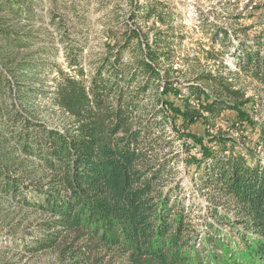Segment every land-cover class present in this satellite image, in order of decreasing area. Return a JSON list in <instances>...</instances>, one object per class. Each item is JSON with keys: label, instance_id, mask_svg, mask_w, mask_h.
Returning <instances> with one entry per match:
<instances>
[{"label": "trees", "instance_id": "1", "mask_svg": "<svg viewBox=\"0 0 264 264\" xmlns=\"http://www.w3.org/2000/svg\"><path fill=\"white\" fill-rule=\"evenodd\" d=\"M45 1L0 0V232L58 264H264V0L201 57L164 0H124L94 51L86 4Z\"/></svg>", "mask_w": 264, "mask_h": 264}, {"label": "rangeland", "instance_id": "2", "mask_svg": "<svg viewBox=\"0 0 264 264\" xmlns=\"http://www.w3.org/2000/svg\"><path fill=\"white\" fill-rule=\"evenodd\" d=\"M86 4L83 9L88 21L91 23V30L88 32L87 36V46L91 51L97 50L98 41H104V37L100 34L103 23L109 20L111 14L121 11L126 7V2L124 0H80ZM143 1V0H140ZM168 8L172 13V22L174 23V33L182 35L181 46H177V51L179 54H196L202 56L201 48L209 49L207 44L208 30L205 29L204 25L210 22H215L216 24H222L226 26L229 30L236 26L232 15L239 13L240 18L236 23H242L243 26L250 23H254L256 17L248 16V11L245 10V5L248 0H164ZM259 1V0H254ZM48 5V0L42 3V9L46 8ZM250 9V8H248ZM44 11V10H43ZM253 30L249 33L254 34L256 31H260V26L254 24ZM241 35V34H237ZM243 38V35L239 36ZM218 49V46H215ZM233 49H231L232 51ZM85 53V51H84ZM223 58L225 62L232 66L231 56L224 52ZM50 60L56 63H63V54L59 50L57 54L50 57ZM51 76V74H49ZM247 93H253L252 85L250 84L247 89ZM43 116L48 120L49 123L58 124L59 117L50 112L49 110L43 109ZM175 178L182 181V186L186 192V204L189 205L190 201L188 199L187 193L191 188H193V182L191 180L190 173L187 172L186 167L183 163H178L175 167ZM196 194V193H195ZM192 194L191 197L195 203L204 205V199L200 196H195ZM197 205V204H195ZM198 211L192 213L194 217L197 216ZM192 218V221L197 223L198 218ZM16 218V216H15ZM14 222V221H13ZM1 225H6V222L0 220ZM29 229V227H22L19 229V233L11 234L4 228L0 232V264H58L55 259V255L52 252H37L29 253L18 245L19 236L25 234L24 230ZM200 237V236H199ZM115 264H117L115 262Z\"/></svg>", "mask_w": 264, "mask_h": 264}]
</instances>
